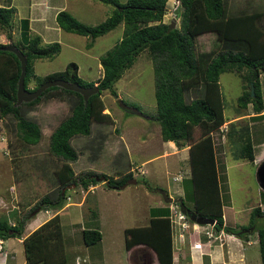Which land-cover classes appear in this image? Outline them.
Wrapping results in <instances>:
<instances>
[{
	"label": "trees",
	"instance_id": "1",
	"mask_svg": "<svg viewBox=\"0 0 264 264\" xmlns=\"http://www.w3.org/2000/svg\"><path fill=\"white\" fill-rule=\"evenodd\" d=\"M96 1L113 7L110 15L98 24H83L66 10L57 11L54 17L60 30L88 37L91 41L120 24L123 26L121 37L98 58L101 67V76L96 84L98 91L88 97L86 104H83L81 96L76 92L49 87L32 101L15 106L19 62L11 52L0 50V114L14 118L15 141L22 146L37 143L40 137L39 128L25 117V113L42 98L71 97L70 114L49 134L48 152L62 162L55 171V179L60 187H65L69 181L76 184L77 181L83 180L84 177L73 175L69 165L77 157L69 140L74 135H88L91 120L110 121L109 116L102 113L104 104L100 98L101 91L108 90L116 97L113 84L124 70L132 65L136 56L146 51L152 61L154 78L155 114L150 118L158 122L163 141H172L176 146H183L185 143L190 145L188 181L191 183L193 201L188 209L198 217L213 219V228L216 231L221 230L243 241L255 234L260 264H264V211L260 210L259 205L250 209L249 223L240 229L223 223L221 207L226 193L220 188L223 176L217 170L211 136V133L227 120L223 114L224 104L218 81L221 73L234 72L245 83L244 90L236 99L238 107L245 108L250 103L254 113L263 109L258 74L264 69V29L257 24L263 15L262 12L254 10L246 13L239 10L240 12L235 14L228 13L226 0H176L173 16L179 17V23L170 27V22L162 21L167 0ZM14 11L11 6H0V29L11 25ZM18 28L19 50L26 59L24 87L34 90L41 82L54 78L76 82L81 86L92 85V82L78 76L74 62H69L62 71L48 73L42 77L35 76L32 71L33 60L52 58L59 52L60 46L57 42L43 43L38 35L31 36L26 19L19 20ZM206 31H214L217 38L227 42L228 46H224L202 62L201 57L194 53L193 45L195 37ZM3 45L5 44H0ZM30 77L36 82L32 88L27 87ZM199 81L205 86L204 95L185 101L183 93ZM250 83L253 96L249 95ZM228 124L231 125L230 122ZM195 128L200 133L197 140L193 136ZM242 129L243 131H240L244 132L243 143L240 144L236 157L252 161L248 127ZM127 179L128 176L119 180L108 178L106 182L107 186L118 187ZM88 182L94 184L95 179L88 178ZM61 190L57 189L54 199L41 197L39 202L22 216L15 212L6 215L7 217L0 214V238H18L25 222L38 212L36 208L58 209L64 199V192ZM181 202L187 208L182 199ZM168 205L167 203V208H150L147 225L124 229V246L131 248L140 245L149 248L155 254L156 264H173ZM9 220L13 222L12 226L7 223ZM185 220L194 223L186 216ZM100 238L96 228L81 230V239L85 246L98 242ZM23 249L26 258L24 264H63L66 257L58 216L53 214L34 229L23 240Z\"/></svg>",
	"mask_w": 264,
	"mask_h": 264
},
{
	"label": "rangeland",
	"instance_id": "2",
	"mask_svg": "<svg viewBox=\"0 0 264 264\" xmlns=\"http://www.w3.org/2000/svg\"><path fill=\"white\" fill-rule=\"evenodd\" d=\"M62 1L69 2L66 11L86 25L100 23L110 15L113 8L111 5L102 4L96 0H58L59 3ZM118 1L123 2L124 0ZM175 3L176 0L165 2L166 11L162 21L173 22V25L177 26L179 17L173 16ZM19 4L24 5V2L20 0ZM0 5L7 4L0 2ZM226 6L228 13L232 14L240 11L246 13L254 10L261 11L263 15L258 23L264 29V0H226ZM41 9L40 7L34 8L38 12ZM45 15L46 13L37 16V18L46 20L47 24L52 23V20ZM18 16H25V10L20 11ZM47 24L45 26H48ZM18 27L19 19L13 14L11 25L0 29V44L12 43L19 49ZM40 27L38 24L32 25L31 30L34 32L29 31V34L32 36L36 34L35 32L40 33L43 38L39 36L43 41L57 42L60 48L52 58L34 59L32 62L33 74L42 77L48 73L62 71L69 62H74L78 67L79 77L92 82V84H97L101 73L98 63L99 56L111 48L121 37L123 28L120 24L115 29L91 41L88 37L63 30L58 33L52 30L40 32ZM224 46H228L227 42L220 41L214 31H206L195 37L193 50L196 56L199 55L201 61L204 62ZM29 81L27 87L32 88L36 82L33 77H30ZM218 81L224 104L223 114L225 118H230L212 132L217 170L223 176L220 180V188L226 193L222 200V219L225 225L240 229L249 223L248 214L252 207L258 204L264 207V191L259 190L255 177L256 163L236 157L237 150L243 143L242 128L245 126L248 127L254 156L257 157L263 149L260 147L261 142L264 141V69L258 74L263 101V109L259 113L252 111L250 103L245 108L237 106L236 99L244 90L245 85L238 74L223 72L219 75ZM113 89L116 92V97H113L108 90H103L100 98L106 107L103 112L106 113L108 110L115 120L100 123L91 120L88 135H74L69 140L77 154L75 161L70 162L72 171L75 176L84 177L77 185L69 181L65 187H60L55 179V171L62 164L61 160L48 152L49 134L60 121L70 114L71 97L67 99L42 98L25 113V117L38 126L40 134L37 143L30 146H22L15 141L14 118L10 115L1 116L0 114V134L4 135L5 144H7L5 147L0 143V178H15L21 192V196L20 193L19 195L16 193L17 195L14 197L13 203H16L13 206L14 210L11 209L10 212L8 211L10 208L4 207L0 209V214L6 216L13 212L16 213V207L20 211L16 214L22 216L35 206L41 197L48 196L50 199H54L57 189L61 188V191L64 192V199L62 205L58 207L59 210L57 209L58 213L55 214L59 218L62 232L63 252L66 257L63 264H124L122 258L125 249L122 230L125 227L144 224L150 213V208L155 207V204L167 208V203L163 201L159 190H162L174 201L182 199L184 205L188 207H191L193 201L190 181L181 185L182 198H177L172 192L174 184H172L171 178L178 169L177 163L175 165L173 163L170 168L166 169L162 167V162L165 159H161V156L154 157L161 153L163 147H161L159 136V124L150 118L155 114L154 78L152 61L146 51L140 52L136 56L132 65L124 70L121 77L113 84ZM204 91L205 86L203 82L199 81L184 93V98L189 101L192 98L201 97L204 95ZM118 99L130 107H136L146 117L143 118L119 108ZM120 114H122L121 118ZM239 115H242L243 119H239ZM229 122L231 125L228 124ZM239 136L241 137L239 138ZM143 161L144 164L141 165V168L146 171V174H133L135 184H129L123 190L106 186L105 181L108 178L113 179L114 175L121 174L127 168V164L139 165ZM95 174L103 176H95ZM88 178H94L95 183L88 182ZM84 181H87L86 185ZM1 183L3 191L6 193L4 197L10 198L12 195L10 192L13 191L12 186L10 189L8 188L10 181ZM88 185L94 186V188L86 193L84 190ZM79 202L82 203L77 205ZM43 208L46 207L36 208V210H41L38 213L42 214ZM259 208L264 211V208ZM91 213L95 215L92 216ZM11 223L13 225V222ZM24 226L22 233H26ZM87 226L95 227L99 231L101 239L84 247L79 228ZM188 233L184 234L185 239H187ZM29 234L22 238V249L23 240ZM250 238L253 242L256 241L255 234H252ZM174 244L177 246V249L174 250L175 253L181 254L178 249L180 243L174 239ZM248 244H250L247 245L249 247L243 246L244 249H247L244 254L249 257V261L258 260L259 262L257 244L252 242ZM144 249L148 251L144 247L127 249L125 264H154L151 260V252H148L149 255ZM23 257L25 261L24 249ZM0 259L2 261L5 259L2 251H0ZM184 259V257L180 258V262H178L174 254L175 264H187ZM206 259L207 256H204L203 260ZM33 264H41V262Z\"/></svg>",
	"mask_w": 264,
	"mask_h": 264
},
{
	"label": "crops",
	"instance_id": "3",
	"mask_svg": "<svg viewBox=\"0 0 264 264\" xmlns=\"http://www.w3.org/2000/svg\"><path fill=\"white\" fill-rule=\"evenodd\" d=\"M19 1L20 0H0V2H5L7 4V5H0V6H2V7H10V6L13 7L15 9L14 14L16 15L17 19H19V20L20 19H26L28 21L29 31L34 32L33 30H31L32 25H34V24H38L41 26L39 28L40 32H48V31L52 30V31L58 33L60 31V29L57 27V25L55 23L54 17H55V14L57 11L67 10V6H68L69 2L62 1L59 3L58 0H22L24 2V5H22V4H19ZM35 7H40L42 9L38 12V11L34 10ZM22 10H25V16L20 17V16H18V14L20 15V11H22ZM45 13H46L45 17L46 16L49 17L52 20V23L47 24L48 22H46V20L44 21L41 18H37V16H42V14H45ZM31 20H34V21H31ZM258 21H259V19H258ZM258 21H257V24L260 26ZM46 24L49 27L45 26ZM35 33L38 34V36L39 35L41 36L40 33H37V32H35ZM41 37H40V39L43 43H49L46 40L43 41L42 40L43 37L42 38ZM100 69H101V67H100ZM77 74H78V72H77ZM100 76H101V73H100ZM100 76H99V78H100ZM184 93H183V97H184ZM60 99H67V98L65 97V98H60ZM60 101H62V100H60ZM185 101H187V100H185ZM104 109H106L105 106L102 109V113H105V112H103ZM105 114H107L109 116L111 122H112V120H115L114 117H111L110 112H108V110H106ZM241 116L242 115H239V119H243V118H241ZM121 117H122V114H120V118ZM236 117H238V116H236ZM143 118H145V117H143ZM229 119L230 118H228L226 120V122ZM98 123H100V122H98ZM89 131H90V124H89ZM159 131H160V129H159ZM193 133H194L193 136H194L195 140L200 138V133L196 130V128L194 129ZM159 136H160V132H159ZM211 136H212V133H211ZM160 141H161V147H163V149H162L161 153L154 155V157L161 156L160 157L161 159H165L162 162V167L166 168V169L170 168L173 163H174V165L177 163L176 167L178 169L176 170L175 175H173L171 178V181L173 182L172 184H174V188H173L172 192L176 195L177 198H182L181 185H184L188 181V178L190 177V165H189V146L190 145L188 143H185L183 146H176L174 144V142H172V141H163L161 139V136H160ZM0 143L3 146L5 145V147H7L6 146L7 144H5L6 140L4 139V135H1V134H0ZM69 144H70V142H69ZM261 144L262 145L260 148L263 147V149L260 153H258L257 157L254 156L253 147H252L253 160L251 161V163H256V165H258L260 162L264 161V141L261 142ZM111 162H112V160H111ZM70 164L71 163H69V165ZM142 164H144V161L140 162L139 165L127 164V168H125L124 171L121 172V174L114 175L112 177L113 180L114 179L119 180L120 178H123L124 176H128V179L125 181V182H127V183H125V185L121 186L123 184L122 183L118 187H111V186H107V183L105 181L106 186L111 187L112 189H116V190H123L125 187H127V185L135 184V180L133 179V176L135 174H140V175L146 174V171H144V169L141 168ZM134 166H138V167H134ZM73 175H74V173H73ZM131 180H134V183H131L130 182ZM2 181L4 183L10 181L8 188L10 189V186H12V188H13L12 192H10V190L8 189L10 194H12V195H10V198L8 197V199L4 197L6 195V193H5V191H3V184L1 183ZM78 182H80V181H77L76 185ZM84 182L86 185L87 181H84ZM100 182L102 183L103 181H100ZM16 183H17V181L15 178H0V209L5 207L6 209L10 208V210L8 209V211H10V212L12 210H14L13 206H14V204H16V203H13L14 197L17 194L19 195V193L21 196L20 189H19V187H17L18 185ZM93 188H94V186L88 185V186H86V189L84 191L87 193V192H90L91 189H93ZM81 192H83V191H81ZM81 203L82 202H79V203H77V205H79ZM258 205H259V207H261V209L264 208L263 205H260V204H258ZM158 207H159V205L155 204V207H152V208H158ZM46 208L47 209L43 208L42 214L38 213L39 211H41V210H39L35 215H33L29 220H27L25 222L24 231L26 233L23 232L19 238H16V237H8L6 239L0 238L3 241L2 242V246H3L2 252H3V256L5 258V259H3V261L0 259V264H10V263L24 264L23 249H22V238L26 234H29L31 231L36 229L40 224H42L43 222L48 220L51 216H53V214L58 213V210H59V208H58V210L57 209L54 210V209H51L49 207H46ZM187 208H191V207L187 206ZM15 210H16V213L20 212V211H18L19 209H17L16 207H15ZM222 217H223V214H222ZM148 220H149V215H148L147 220L144 224L132 226V227L145 226V225H147ZM87 223H88V221L86 222V224ZM84 228H95V227L87 226ZM84 228H79V229L81 231ZM126 228H130V227H125L122 230L123 246H124V229H126ZM170 229H171V238H172V261H173V264H175L174 254L177 257L178 262H180V258L182 259L184 257L185 258L184 260H185V262H187V264H258V263L260 264V261L258 262V260L257 261L255 260L254 262L252 260L249 261V259H248L249 257H247L244 254L245 250H247V249L243 248L244 245H246V246L250 245L248 243H251V242L253 244H256V241L254 240V242H255L254 243L250 238L243 241L242 239H240L234 235H231V234H226L221 230L216 231L213 227L210 228L209 226L207 227V226H203V225H197L195 223L190 224V222H188V227L186 229H183V230L170 222ZM203 230H209L210 232L213 233V236L210 238L206 237L203 234ZM186 232L187 233L189 232L187 239H185V236H184V234ZM218 233H219V235H218ZM213 237H215V238H213ZM174 239H176V241L180 243L178 246V249H180L181 254L175 253V251H174L175 248L177 249V246L174 244ZM84 247H86V246L84 245ZM134 247H143V246L137 245V246H133L131 248H126L124 246L125 251L123 254L124 257L122 258V261L124 260V264L126 263L125 252L128 251L127 249L131 250ZM247 247H249V246H247ZM144 248H146V247H144ZM146 249H148V251H146L145 249L144 250L147 253L149 251L151 252V260H153V263L156 264V257H155L154 252L152 250H150L149 248H146ZM148 254L150 255V253H148ZM204 256H207L206 260H203ZM141 257H143V256L141 255ZM102 258H103V255H102ZM141 260L143 262H145L144 259L141 258ZM101 264H103V263H101Z\"/></svg>",
	"mask_w": 264,
	"mask_h": 264
},
{
	"label": "water",
	"instance_id": "4",
	"mask_svg": "<svg viewBox=\"0 0 264 264\" xmlns=\"http://www.w3.org/2000/svg\"><path fill=\"white\" fill-rule=\"evenodd\" d=\"M172 26H173V22L170 24V27ZM0 50L11 52L12 54L15 55V57L19 62L20 72L18 74L15 84V104H14L15 106H18L21 103L32 101L33 99L38 97L46 88L49 87H59L64 90L76 92L81 96L83 104H86L89 96H91L92 94L98 91L96 84H92L91 86H81L76 82H68L67 80L60 78L45 80L41 82L34 90H27L23 85V77L25 74V65H26V59L24 54L19 49H17L12 43H8L6 45L0 46ZM249 85H250L249 95L253 96L252 84L250 83ZM117 104L119 108L123 109L124 111L139 115L141 117H146L139 110H137L134 107L128 106L120 99L117 100ZM255 177L259 189L261 191H264V161L260 162L257 165L255 170ZM130 182L134 183V180H131ZM125 183L126 182H124L121 186L125 185ZM159 192L165 203L169 204L172 202H177L180 212L184 214L186 217H188L190 220H192L195 224L209 225V226H212L214 224V220L211 218L196 216L188 208L183 206L180 199L174 201L171 197L167 196L162 190H159Z\"/></svg>",
	"mask_w": 264,
	"mask_h": 264
},
{
	"label": "built area",
	"instance_id": "5",
	"mask_svg": "<svg viewBox=\"0 0 264 264\" xmlns=\"http://www.w3.org/2000/svg\"><path fill=\"white\" fill-rule=\"evenodd\" d=\"M168 208H169V219H170V222L176 226H178L180 229H186L188 227V224L185 220V215L182 214L179 210V206L177 204H169L168 205ZM46 212V211H45ZM10 225H12V223L9 221ZM205 226H209V225H205ZM210 228H212V226H209ZM203 234L206 236V237H212L213 236V233L210 232L209 230H203ZM2 240L0 239V251H2Z\"/></svg>",
	"mask_w": 264,
	"mask_h": 264
},
{
	"label": "clouds",
	"instance_id": "6",
	"mask_svg": "<svg viewBox=\"0 0 264 264\" xmlns=\"http://www.w3.org/2000/svg\"><path fill=\"white\" fill-rule=\"evenodd\" d=\"M26 88V87H25ZM27 89V88H26ZM28 90V89H27ZM177 204L176 202H172V203H169V204ZM178 205V204H177ZM198 225V224H197ZM214 225V224H213ZM213 225H212V227H213ZM203 226H205V225H203Z\"/></svg>",
	"mask_w": 264,
	"mask_h": 264
}]
</instances>
